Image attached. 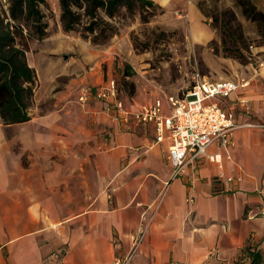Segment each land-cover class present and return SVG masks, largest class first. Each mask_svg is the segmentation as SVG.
Masks as SVG:
<instances>
[{
    "label": "crops",
    "instance_id": "crops-1",
    "mask_svg": "<svg viewBox=\"0 0 264 264\" xmlns=\"http://www.w3.org/2000/svg\"><path fill=\"white\" fill-rule=\"evenodd\" d=\"M67 80L46 93L47 113L0 133V264H114L141 226L128 264H237L243 249L264 252V94L251 80L229 97L240 126L231 160L176 178L153 125L128 130L106 102L81 104Z\"/></svg>",
    "mask_w": 264,
    "mask_h": 264
},
{
    "label": "rangeland",
    "instance_id": "rangeland-1",
    "mask_svg": "<svg viewBox=\"0 0 264 264\" xmlns=\"http://www.w3.org/2000/svg\"><path fill=\"white\" fill-rule=\"evenodd\" d=\"M12 1L0 0V15L14 24ZM248 1L264 18V0H186L171 6L152 1L154 6L137 3L133 10L122 6L113 17L99 9L97 18L83 5L73 7L79 23L66 32L61 0H40L44 39L29 38L23 25L17 39L28 64L42 74L30 117L47 113L45 105L55 99L46 93L61 90L71 78L77 91L113 78L130 106L182 95L199 77L245 78L264 94V19L245 14L241 2ZM9 129L0 118V133L10 134ZM247 256L243 249L237 264H247Z\"/></svg>",
    "mask_w": 264,
    "mask_h": 264
},
{
    "label": "built area",
    "instance_id": "built-area-1",
    "mask_svg": "<svg viewBox=\"0 0 264 264\" xmlns=\"http://www.w3.org/2000/svg\"><path fill=\"white\" fill-rule=\"evenodd\" d=\"M249 83L241 77L217 80L199 77L182 95H165L133 112L119 99L116 81L110 80L100 88L83 87L78 101L83 105L93 101L106 102L108 113L128 130L153 125L156 143L170 144L166 157L173 166V177L185 175L187 170L196 176L204 161L223 168L224 157L231 160L234 132L240 126L235 118L237 104L230 102L229 97ZM240 103L245 105L247 100H240ZM211 148L214 151H210ZM241 179L238 177L237 181ZM224 181L232 183L234 178L225 177ZM188 202L192 203L193 198L190 197ZM144 235L145 228L141 226L132 236L130 254L117 257L114 264H128L141 247Z\"/></svg>",
    "mask_w": 264,
    "mask_h": 264
},
{
    "label": "trees",
    "instance_id": "trees-1",
    "mask_svg": "<svg viewBox=\"0 0 264 264\" xmlns=\"http://www.w3.org/2000/svg\"><path fill=\"white\" fill-rule=\"evenodd\" d=\"M40 0H13L11 18L14 24L0 15V118L5 125L24 123L30 120L37 73L27 62L26 48L20 47L18 37H23L22 25L28 29V37L38 40L46 35V24L38 8ZM154 6L151 0H61L62 23L66 32L75 30L79 23L73 7L87 8L88 15L97 18V10L113 17L123 6L133 10L136 4ZM249 17H261L251 2H241ZM262 21V20H261ZM19 23L18 25L16 23ZM250 264L264 263V252L246 249Z\"/></svg>",
    "mask_w": 264,
    "mask_h": 264
}]
</instances>
